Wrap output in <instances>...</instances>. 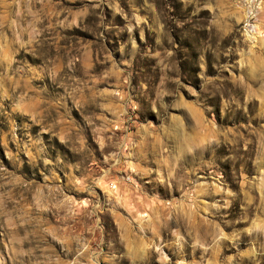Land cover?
I'll use <instances>...</instances> for the list:
<instances>
[{
	"label": "rangeland",
	"instance_id": "374dc122",
	"mask_svg": "<svg viewBox=\"0 0 264 264\" xmlns=\"http://www.w3.org/2000/svg\"><path fill=\"white\" fill-rule=\"evenodd\" d=\"M0 264H264V0H0Z\"/></svg>",
	"mask_w": 264,
	"mask_h": 264
}]
</instances>
